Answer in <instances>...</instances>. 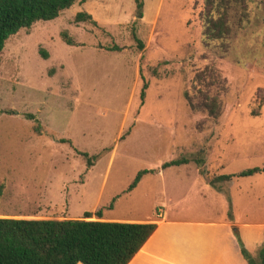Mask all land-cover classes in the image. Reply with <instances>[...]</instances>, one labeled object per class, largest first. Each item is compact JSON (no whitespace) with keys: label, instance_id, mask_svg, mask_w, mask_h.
Here are the masks:
<instances>
[{"label":"rangeland","instance_id":"obj_1","mask_svg":"<svg viewBox=\"0 0 264 264\" xmlns=\"http://www.w3.org/2000/svg\"><path fill=\"white\" fill-rule=\"evenodd\" d=\"M241 2L217 41L203 38L204 0H76L10 36L0 52V217L136 221L188 196L186 215L212 216L197 175L163 165L187 158L182 172L207 182L264 167V0ZM78 12L96 25L76 22ZM214 190L221 219L264 225V172Z\"/></svg>","mask_w":264,"mask_h":264},{"label":"trees","instance_id":"obj_2","mask_svg":"<svg viewBox=\"0 0 264 264\" xmlns=\"http://www.w3.org/2000/svg\"><path fill=\"white\" fill-rule=\"evenodd\" d=\"M84 2L85 0H80ZM242 0H204L203 38L223 40L230 32L227 15ZM76 0H0V52L7 39L37 21L56 18ZM138 4L140 8L141 4ZM76 22H96L86 12H78ZM63 37L74 44L66 31ZM139 48L143 43L135 37ZM114 48H117L116 46ZM111 49V48H109ZM114 50V49H111ZM147 83L140 97L143 100ZM215 101L209 108L211 116H218ZM258 115V111L253 112ZM187 158L173 159L163 166L180 165ZM198 164L202 160H196ZM148 170H140L128 185L131 191ZM264 172V167L244 169L236 174H220L208 179L211 185L229 181L233 177H248ZM3 184L0 183V197ZM97 215L101 214L99 210ZM92 212H84L79 219L0 217V264H128L155 231L154 221H101L91 219ZM241 253L247 264H264V240L257 254L252 255L236 234Z\"/></svg>","mask_w":264,"mask_h":264},{"label":"crops","instance_id":"obj_3","mask_svg":"<svg viewBox=\"0 0 264 264\" xmlns=\"http://www.w3.org/2000/svg\"><path fill=\"white\" fill-rule=\"evenodd\" d=\"M182 169L179 165L176 169L177 176L190 179L193 174L197 175L192 186L198 187L196 194L199 199L207 201L209 196L213 198L212 216L186 215L191 206H196L188 204L189 196L183 197L180 202L175 199L174 205L157 203L156 208L160 206L163 208L160 217H155L152 213L150 218L136 220L154 221L157 227L128 264H247L236 234L242 239L249 252L257 253L264 240V225L243 222L233 224L221 219L218 215L219 207L215 206V200L218 202L219 198L214 186L201 174L183 173ZM196 210V207L191 208V213H195ZM254 234H257L255 241ZM258 234H263V238L258 237Z\"/></svg>","mask_w":264,"mask_h":264}]
</instances>
